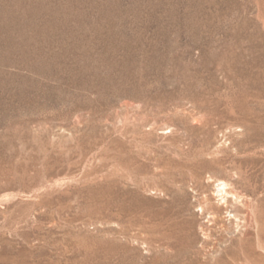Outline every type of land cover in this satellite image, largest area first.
Listing matches in <instances>:
<instances>
[{
	"label": "rangeland",
	"instance_id": "rangeland-1",
	"mask_svg": "<svg viewBox=\"0 0 264 264\" xmlns=\"http://www.w3.org/2000/svg\"><path fill=\"white\" fill-rule=\"evenodd\" d=\"M15 259L264 264V0H0Z\"/></svg>",
	"mask_w": 264,
	"mask_h": 264
},
{
	"label": "bare ground",
	"instance_id": "bare-ground-1",
	"mask_svg": "<svg viewBox=\"0 0 264 264\" xmlns=\"http://www.w3.org/2000/svg\"><path fill=\"white\" fill-rule=\"evenodd\" d=\"M217 186H218L217 191L219 193V196H221V200H224V204H227L228 203V201H229L228 198H233V199L237 200L239 204H244L243 199L241 197H239L238 195H236V193L227 190L228 188H226V183H224L222 181V182H219ZM210 209H212V207L211 208H208V207H203L202 206V209L201 210L202 211H207L208 213L212 214V211H210ZM16 263H17V260L15 259L13 261V264H16Z\"/></svg>",
	"mask_w": 264,
	"mask_h": 264
}]
</instances>
